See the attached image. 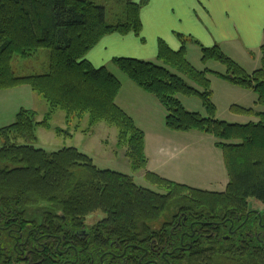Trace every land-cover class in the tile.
<instances>
[{
    "label": "trees",
    "instance_id": "1",
    "mask_svg": "<svg viewBox=\"0 0 264 264\" xmlns=\"http://www.w3.org/2000/svg\"><path fill=\"white\" fill-rule=\"evenodd\" d=\"M127 1V21L107 24L105 8L89 0H0V91L27 86L41 96L49 107L42 123L48 128L56 112L63 113L75 133L85 118V133L99 123L115 128L117 146L127 149L136 172L148 165L145 133L116 104L121 82L105 66L98 69L87 60L105 36L140 32L141 5ZM42 49L50 53L49 72L17 78L9 67L12 57H29ZM185 50V45L176 52L161 42L158 61L163 65L127 58L113 63L161 103L170 131H196L216 139L229 178L225 192L193 188L147 172L145 179L164 191L157 192L138 186L132 176L98 168L76 147L51 152L37 148L36 130L42 124L35 111L20 108L15 121L0 129L1 225L30 223L45 235L72 239L75 231L87 226V217L101 212L105 218L93 226L90 241L77 244L78 257L87 264L90 255L98 264L99 249L107 251L111 245H133L136 262L142 256L140 248H149V259L160 264H264V230L249 209L250 200L264 207V112L233 106L235 114L257 121L218 119L209 78L215 74L255 93L256 106L264 107V60L260 69L249 73L220 47L202 48L203 63L226 67V74H217L194 68ZM178 95L199 97L206 115L186 110ZM62 131L58 128L57 134ZM261 213L264 224V208ZM185 232L187 250H176ZM57 244L49 242L37 258L44 260L40 264H61ZM165 253L170 254L167 262ZM8 254L13 256L0 249V259L8 260Z\"/></svg>",
    "mask_w": 264,
    "mask_h": 264
},
{
    "label": "crops",
    "instance_id": "2",
    "mask_svg": "<svg viewBox=\"0 0 264 264\" xmlns=\"http://www.w3.org/2000/svg\"><path fill=\"white\" fill-rule=\"evenodd\" d=\"M142 1L133 0L134 4L141 5L142 28L140 32L137 34L134 32L114 33L111 38L105 36L87 55V60L94 66H96L97 58L100 57L101 60L104 53L108 58L110 54L116 52L114 58H108L113 63L117 55L128 51V44L131 45L133 51L151 55L154 58L151 59L152 61H158L161 42L173 51L178 47L181 50L185 45L187 58V42H189L188 46L192 44L200 47L201 56L202 48L215 46L220 47L227 56L232 57L231 59L234 55L241 53L245 55L257 53L259 54L258 59L254 58V61L249 59V62L255 64L251 72L261 68L264 60L262 50L264 46V0H146L145 3ZM150 36L154 37V40L149 48ZM109 43L112 46L107 50ZM120 82L122 87L116 104L145 133L147 171L193 188L224 192L228 183L226 185L221 180V166L224 164V159L222 162L218 151L222 156L223 153L215 146L216 139H211L212 136L196 131L178 133L170 131L167 127L168 131H164L166 110L161 103L132 81ZM21 92L25 93V91ZM15 101V94L13 97L0 95V110L3 112L0 117L6 116V121H9L2 125H9L12 121L10 118L17 113ZM130 101L132 106L138 110L134 116L129 110ZM151 119L156 120L159 127L146 128L144 121L148 122ZM202 157L205 160L201 162ZM199 166L205 168L199 170ZM213 185H216L217 189L213 188L215 187Z\"/></svg>",
    "mask_w": 264,
    "mask_h": 264
},
{
    "label": "rangeland",
    "instance_id": "3",
    "mask_svg": "<svg viewBox=\"0 0 264 264\" xmlns=\"http://www.w3.org/2000/svg\"><path fill=\"white\" fill-rule=\"evenodd\" d=\"M92 1L95 5L104 6L107 11L106 21L107 24H119L120 22L127 21V0H89ZM95 19L94 21H96ZM95 23V22H94ZM92 23V24H94ZM98 30V29H97ZM95 32L96 30H90ZM111 38V35H108ZM189 40V38H185ZM154 37L149 38V48L151 47V43H153ZM195 40V39H194ZM110 41V40H109ZM112 41V40H111ZM187 42V60L190 64L199 71L210 70L217 74H226L227 69L224 65L219 62H210L209 64H205L202 61L201 49L197 45L190 44ZM112 46V44H108L107 50ZM174 47V45H171ZM176 48V47H175ZM112 49V48H111ZM127 52H123L122 55H117L116 58H127V59H137L148 62H153L157 65H161L162 63L155 60L151 55L142 54L139 51H133L131 49V45H127ZM106 50V51H107ZM180 48H176L175 51H179ZM116 53V52H115ZM110 54L108 58H114L116 54ZM232 55V54H231ZM233 56V55H232ZM234 61L246 72L251 73L254 68L253 63L249 62V59L254 61V58H259V54H244L241 53L239 55L233 56ZM11 70L14 72L17 78H24L33 75H45L49 72V60L50 53L48 50H40L37 53L29 56V57H21V56H13L12 57ZM106 57V54L97 58L95 61L96 68L105 66L108 71L113 74L119 81H131L123 72L119 70V68L111 63L110 60ZM232 58V57H231ZM101 64V66H99ZM163 65V64H162ZM211 81V89L213 92V102L216 107V116L218 119L229 122V123H249L256 122L255 118H248L246 116H241L235 114L232 111L233 106H238L245 109L255 108L257 111H263L264 107L256 106L257 96L255 93L240 89L238 87H234L225 81L221 80L217 75L210 74L209 75ZM134 83V82H132ZM13 90V91H12ZM25 91V93L21 92ZM15 94V110H20V108H24L26 110H32L36 112V118L39 124H42L44 121V117L47 114L49 107L47 103L43 100V98L37 94H34L30 88L27 86L19 87L16 90L11 89V91H0V95H8L9 97H13ZM179 100L186 108V110L194 113H199L205 116V108L202 104V101L199 97H186L182 95H178ZM130 112L134 116L138 111L137 108L133 107L130 101ZM1 107V103H0ZM2 111L0 110V115H2ZM16 116V113L14 114ZM13 116V117H14ZM11 117V123L15 121V117ZM7 117H0V125L5 124ZM9 123V124H11ZM146 128H155L159 127L156 120H149L148 122L145 120L144 123ZM8 126L2 125L0 129ZM87 118H85L84 122L81 124L80 130L75 133L73 128L67 126L64 115L62 112H56L55 116L51 120V127L48 128L45 124L40 125L36 130V136L38 138V147L43 148L49 152L62 150L64 147H76L80 152L87 154L92 160L93 163L100 169L103 170H112L116 171L128 176H132L135 183L138 186L148 188L157 192H164L163 190L159 191L158 188L153 186L149 181L145 179L147 174V168L142 169L140 171H133L131 168V164L129 159L126 157L127 149L120 148L117 146V130L113 127H109L105 123H99L96 125L90 133H85L83 130H87ZM58 128H61L63 131L60 136L57 134ZM139 128V127H138ZM164 131L167 130L166 126H163ZM168 131V130H167ZM200 133V132H199ZM146 138V136H145ZM211 139H214L211 137ZM264 144V141H262ZM146 144V142H145ZM219 155H221V160L223 162V156L220 151H218ZM205 158H201V162L204 161ZM148 166V165H147ZM204 166H199V170L204 169ZM152 173V172H149ZM165 179V178H164ZM221 180L224 184L227 185L229 178L227 175L226 168L223 164L221 166ZM225 180V181H224ZM170 181V180H169ZM217 189L216 185H213ZM227 188V187H226ZM225 192V191H224ZM263 205L255 200H250V210L263 212ZM105 218V215L101 212L94 213L87 217L86 224L87 227L94 226Z\"/></svg>",
    "mask_w": 264,
    "mask_h": 264
},
{
    "label": "flooded vegetation",
    "instance_id": "4",
    "mask_svg": "<svg viewBox=\"0 0 264 264\" xmlns=\"http://www.w3.org/2000/svg\"><path fill=\"white\" fill-rule=\"evenodd\" d=\"M251 214H255L260 218L259 226L262 230H264V224L262 223V213L251 210ZM92 228L93 226H85L84 228L75 231L74 238L66 239V237L61 238L59 236L45 235L43 232L33 228V225L30 223L19 224L13 222L5 226H2L0 223V241H2L0 243V249H4L5 251L13 253V256L8 254V260L0 259V264H40L44 260L38 261L37 258L41 257V254L48 250L49 242L55 240L58 242L56 246L57 255L59 257L57 260L58 262L61 264H87L86 261L82 262L79 259L77 244L84 242L88 243L90 241L88 238H90L92 235ZM191 228L193 230L194 226L191 225ZM185 234L188 235L187 232L182 235L181 247L177 248L176 250H187L186 246L188 244L184 242L186 237ZM4 242L6 244L5 248H3ZM134 248L135 247L133 245L126 246L124 248L120 247V245H111L107 251H104L102 248H100L99 253H102V255L98 264H160L155 258L149 259V248H140L142 251V256H140L136 262L134 254L131 252V250ZM116 250L122 252L118 254ZM167 255L170 254L165 253L162 256L163 260L166 262ZM10 256H12L11 259L9 258ZM90 258H92L90 264H94V257L90 255Z\"/></svg>",
    "mask_w": 264,
    "mask_h": 264
},
{
    "label": "water",
    "instance_id": "5",
    "mask_svg": "<svg viewBox=\"0 0 264 264\" xmlns=\"http://www.w3.org/2000/svg\"><path fill=\"white\" fill-rule=\"evenodd\" d=\"M148 264H152V263H148ZM154 264H157V263H154Z\"/></svg>",
    "mask_w": 264,
    "mask_h": 264
}]
</instances>
